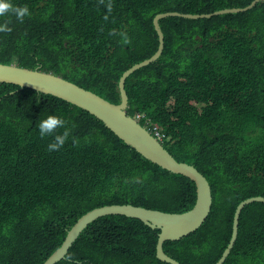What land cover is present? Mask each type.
Instances as JSON below:
<instances>
[{
	"label": "trees",
	"instance_id": "trees-1",
	"mask_svg": "<svg viewBox=\"0 0 264 264\" xmlns=\"http://www.w3.org/2000/svg\"><path fill=\"white\" fill-rule=\"evenodd\" d=\"M254 0H11L0 16V64L64 79L120 104L126 70L158 48V13L215 12ZM111 5V8L107 5ZM158 60L126 80L128 116L144 114L164 148L194 164L213 188L203 227L164 251L182 264H216L234 233L239 205L264 197V2L251 10L160 20ZM127 38V43H125ZM49 114L65 120V143L39 135ZM63 128L56 132H63ZM196 182L144 158L90 112L30 87L0 82V264H44L87 213L131 204L185 213ZM161 230L110 215L92 223L57 264H169L157 259ZM224 264H264V204L244 208Z\"/></svg>",
	"mask_w": 264,
	"mask_h": 264
},
{
	"label": "water",
	"instance_id": "water-1",
	"mask_svg": "<svg viewBox=\"0 0 264 264\" xmlns=\"http://www.w3.org/2000/svg\"><path fill=\"white\" fill-rule=\"evenodd\" d=\"M260 1L264 0H257L247 8H227L210 14H192L179 11L158 13L154 18V29L158 36L157 52L151 59L134 65L124 72L119 82V90L121 93L120 104L111 103L93 91L80 87L56 74L46 73L38 69L34 70L33 68H26L14 63L0 64V82L33 88L37 92L60 98L90 112L91 115L103 121L108 129L144 158L149 159L162 168L192 178L198 187L197 203L193 209L185 213H169L137 207L131 204H115L97 208L77 221L69 230L60 248H58L44 264L59 263L65 258L71 245L76 242L79 236L83 234L92 223L110 215L138 219L152 229L161 230L157 244V258L166 263L182 264L165 253L164 244L167 241L182 240L203 227L212 213L214 205L213 188L207 176L194 164L177 160L173 153L167 151L139 122L131 116H128L127 108L129 105V97L126 92V80L137 70L157 61L161 55L164 48V37L159 26L162 18L169 16L204 18L221 13L240 12L242 10L247 11L256 6ZM250 204H264V197H249L239 205L235 215L233 237L221 259L216 264H224L234 248L236 240L239 237L242 213L244 208Z\"/></svg>",
	"mask_w": 264,
	"mask_h": 264
},
{
	"label": "clouds",
	"instance_id": "clouds-1",
	"mask_svg": "<svg viewBox=\"0 0 264 264\" xmlns=\"http://www.w3.org/2000/svg\"><path fill=\"white\" fill-rule=\"evenodd\" d=\"M257 0H254L253 2H256ZM252 2V3H253ZM264 1H260L259 3H262ZM251 3V4H252ZM258 3V4H259ZM250 4V5H251ZM257 4V5H258ZM249 5V6H250ZM256 5V6H257ZM254 6V7H256ZM107 7L111 8V5H107ZM246 7V6H245ZM245 7H233V8H245ZM248 7V6H247ZM246 7V8H247ZM253 7V8H254ZM252 8V9H253ZM224 9H227V8H224ZM224 9H220V10H224ZM220 10H217V11H220ZM251 10V9H249ZM246 10H242L240 12H244ZM248 11V10H247ZM8 12H13L15 13L16 17L18 19H23V17L27 14H29V10L27 8V6H22V7H17V6H14L12 3H11V0H0V16H3L4 14L8 13ZM211 13H214V12H211ZM228 13H237V12H228ZM192 14H210V12H199V13H192ZM221 14H225V13H221ZM218 15V14H216ZM215 16V15H214ZM213 17V16H212ZM204 18H211V17H204ZM192 19H201V18H192ZM0 31H11V29L7 26V24H0ZM125 43H127V38H125ZM152 58V57H151ZM151 58H148L146 60H149ZM144 60V61H146ZM142 61V62H144ZM140 62V63H142ZM140 63H137V64H140ZM135 64V65H137ZM153 64V63H152ZM151 65V64H150ZM134 66V65H133ZM132 66V67H133ZM149 66V65H148ZM146 66V67H148ZM144 67V68H146ZM130 69V68H129ZM143 69V68H142ZM140 69V70H142ZM127 71V70H126ZM125 71V72H126ZM139 71V70H137ZM136 71V72H137ZM134 74V73H133ZM132 74V75H133ZM130 77V76H129ZM128 77V78H129ZM139 116V117H138ZM141 117V118H140ZM134 118L137 122H141L144 118H145V115L144 114H137L135 117H132ZM65 120L60 117V116H57L55 114H49L47 115L45 118L41 119L39 121V125H38V128H39V135L43 138V137H46V136H49V135H52V141L48 143L47 145V148L49 151H52V150H56V149H59L66 141L67 139V136H68V129L65 128ZM141 124V123H140ZM153 137H155L162 145H163V139L160 140L158 139L156 136H155V133H154V130H158L160 132V129L158 126L154 125L152 123V120L151 119H148L146 120V126L142 125ZM58 128H63V132H56V129ZM164 135V134H163ZM165 136V135H164ZM164 146V145H163ZM259 197V196H257ZM263 197V196H262ZM155 230V229H154ZM166 243V242H165ZM158 244V243H157ZM166 253V252H165ZM169 255V254H167ZM156 256H157V248H156ZM170 256V255H169ZM172 257V256H171ZM173 258V257H172ZM158 259V258H157ZM175 259V258H173ZM159 260V259H158ZM176 260V259H175ZM47 261V260H46ZM45 261V262H46ZM178 261V260H177ZM162 262V261H161ZM166 263V262H164ZM181 263V262H180ZM171 264V263H169Z\"/></svg>",
	"mask_w": 264,
	"mask_h": 264
},
{
	"label": "built area",
	"instance_id": "built-area-1",
	"mask_svg": "<svg viewBox=\"0 0 264 264\" xmlns=\"http://www.w3.org/2000/svg\"><path fill=\"white\" fill-rule=\"evenodd\" d=\"M138 117H139V116H138ZM140 118H141V117H140ZM154 133H155V136H156L158 139L162 140V139L164 138V135L161 134L158 130H154Z\"/></svg>",
	"mask_w": 264,
	"mask_h": 264
}]
</instances>
